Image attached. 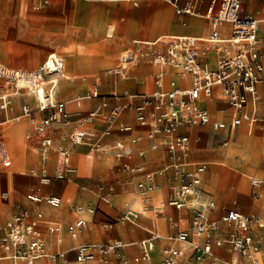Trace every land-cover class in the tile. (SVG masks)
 Wrapping results in <instances>:
<instances>
[{"label":"built area","instance_id":"obj_1","mask_svg":"<svg viewBox=\"0 0 264 264\" xmlns=\"http://www.w3.org/2000/svg\"><path fill=\"white\" fill-rule=\"evenodd\" d=\"M50 0H44L47 4ZM108 3H124L130 10L139 6L140 0H102ZM166 1L175 7L178 16H195L197 4L200 0H186L181 5V0ZM250 2H258L259 7L247 10ZM212 0L204 14L210 26L208 39L187 36H168L160 38L151 44H138L128 49L120 56L119 64L108 70V74L124 79L130 77L131 70L141 60L148 59L151 65L161 70L155 74L154 82L156 90L151 94H135L128 92L122 95H113L117 101L128 100L111 108L106 98L87 116L79 121V126L69 135L73 146L88 145L91 151L100 152L103 148V140L110 137L112 128L117 126L123 133H130L132 127L120 124L121 115L126 112L135 114L136 122L141 127H149L147 138L157 140L162 138L163 146L169 156L170 163L162 170V173L170 172L176 185L167 201V206L176 210H187L193 218L188 228L177 231L168 238L173 244H184V249L174 246L163 250L162 264H180L187 252H191L197 261L214 257L213 246H228L238 258H247L251 264H264V218L243 215L238 211L230 210L219 219L212 220L209 213L216 209L214 202H204L201 197L202 176L207 170L206 164L194 165L189 169L190 137L180 134L185 128L205 126L211 123L209 113L201 108L200 103L204 99L212 100L215 88L221 89V94L226 102V110L231 113L230 127L235 129L243 125L250 129L258 122V108L260 104L259 86L264 85V39L259 33L260 25H264V0ZM228 34V36H225ZM210 54L215 55V67L210 65ZM167 69L173 70L183 83L171 80L166 87L165 77ZM64 70V61L58 54H50L46 62L33 70L12 72L0 64V113L7 115L12 106V93L4 88V82L11 90L24 81L27 90L31 94L44 91V99L39 100L37 110L47 112L38 126H34L35 132H44L53 126H68L71 115L67 111V103L56 100L57 82ZM17 88V87H16ZM10 90V89H9ZM18 91H15V94ZM91 99L101 98L98 84H94L90 91ZM81 98L75 99L76 104L81 105ZM139 101L138 104L135 102ZM33 113L29 105L22 108L20 117H29ZM98 118H105L107 128L99 132L92 124ZM19 121V118H5L6 123ZM216 131L226 129L225 122H215ZM138 137L135 142H140ZM54 139L44 136L38 139L39 149L43 162H45L53 146ZM157 145L152 149L156 150ZM115 158L123 162V169L135 175L145 174L143 165L132 166V151L124 142L117 141L111 147ZM58 166L55 179L67 181L77 173L72 163V152L68 147L58 146ZM12 158L8 152L3 133L0 131V171L10 172ZM31 174L39 178L40 183L49 186L52 182L46 168L40 172L32 170ZM152 177L146 175L145 181H140L138 187L143 192L152 190ZM253 186H261L262 180H255ZM114 188L101 186L99 188V200L105 205H111ZM4 200L8 194H3ZM34 203H47L53 208H59L62 200L53 194L30 196ZM145 205L150 201L146 199ZM149 206L145 207L148 210ZM75 212L80 218L75 224L68 226L69 235L77 238L86 227L87 221L82 218L84 209L78 207ZM94 213V210H91ZM160 211L159 213H161ZM42 215L35 218L27 210H20L7 222L5 228L0 226V231H5L0 237V247L6 253V258L13 264H38L40 261L46 264H68V253H74L76 262L89 264L94 261L96 252L105 255L114 253L129 246L139 245L142 255L134 259V263L148 261L149 253L155 247L156 241L161 236L152 233L151 237L138 243L126 244L122 241H109L106 244H81L69 251L51 252L42 237L39 225ZM140 213L135 210H127L119 216V223L136 224ZM112 227L113 223L107 224ZM176 226V225H175ZM222 228L226 232L222 233ZM48 229L53 234H59L63 230L60 223H48ZM223 236H221V235ZM220 235V236H219ZM218 236V237H217ZM261 253V260L254 258L253 254ZM120 264H130L124 256H120ZM240 264V263H235Z\"/></svg>","mask_w":264,"mask_h":264},{"label":"rangeland","instance_id":"obj_2","mask_svg":"<svg viewBox=\"0 0 264 264\" xmlns=\"http://www.w3.org/2000/svg\"><path fill=\"white\" fill-rule=\"evenodd\" d=\"M208 1L204 0V8L202 10L197 9L199 14L195 16L204 17ZM139 2H141V7L133 13L128 24L123 25L119 22L121 15L120 6H116V12L106 14L98 10L100 5L102 9L107 8L109 11H113L115 6L114 3L103 5L106 2L102 0H76L75 2L71 0H50L47 4L44 3V0H0V63L12 69V72H15L14 70H33L43 65L50 54H58L64 61V77H60L54 93H56L57 101L68 104V111L71 114L68 126H53L44 132H36L35 137L29 144L28 149L30 151L28 152L25 148L19 147L17 142L24 140V134L32 126H38L42 120L37 110L40 100L38 99V93L31 94L27 90H23L21 95L17 96L11 90L13 86H9L4 82V88L12 93L14 101L19 102L22 97L33 96L37 104L34 103L33 98L24 101L31 105L33 113L29 117L22 118L20 123L11 122L5 125L0 116V128L5 127V129L1 130L5 137L8 152L14 158L12 160L13 168H15L6 177L10 182V177L13 180V175L17 170L20 173H24L25 171V174H15L13 186L7 185L5 175H1L0 203L5 205L11 203L9 218L4 223L5 225L2 226H6L7 222L20 210H28L33 213L39 211V208H44L45 214L49 216L55 215L57 217L68 218L69 212L70 219L66 220L69 226L75 224V209L82 207L85 219L88 221L87 226L82 230L78 240H71V243L64 246L65 250H68V247L81 243L106 244L109 240H118L126 244L138 242L149 236L147 228L149 230H156L163 234V236H168L169 233L162 228L164 225H167L168 231H175L177 229V225L175 226V224L178 222L176 215L178 212L171 210L166 205L168 187L173 182V179L169 181V174L161 173L169 163L168 155H159L155 159L159 160V165L148 168L143 163L146 157L149 158L148 151L143 148V144L148 139L145 136L143 141L135 142L139 136L135 126L132 127V131L129 134L121 132L118 127L114 126L111 137L103 140L101 151L95 153L94 156H92L93 153H90V157L93 160H90L91 158L86 159L84 156L88 152L87 147H82L83 152L80 147H75V152L73 151V163L77 169V173L73 178V182L69 183L68 181L55 179L58 166L57 147L60 145L71 146L69 135L79 126L78 121L83 116H87L90 111L89 109L79 110L75 105V98L81 97L82 100H85V108L88 107L91 85L98 78L103 83H109L101 89L103 95L114 94L116 92V85L117 93H120L125 87L133 89L132 85H135V81H122L120 78L108 75V70L118 66L120 56L124 51L134 48V40L139 44H151L158 37L173 34L170 32L171 28L178 25L184 26L180 24L179 18L175 16L174 8L170 3L158 0H140ZM154 3L171 9L172 14L167 13L166 16L169 23H165V20H162V23L165 24H160L161 20L158 18L159 23L149 19V15L154 12L156 7ZM137 12H139L137 14L139 17L136 16ZM140 20L141 27H139ZM202 22H204L203 19ZM67 25H70V27L67 28ZM111 25L114 26L110 28ZM202 25L205 26L204 23ZM180 28L182 27L174 28L172 32ZM110 30H114L111 32L114 35L112 39L107 38ZM201 31L193 35L208 39L207 27L204 32ZM139 32L142 37L137 38ZM156 32L158 34L160 32L163 33L156 36ZM144 67H150V74L154 72L153 65H151L148 59H145L141 60L133 68L131 76ZM66 77L70 80H66ZM83 78H87V81L82 82ZM152 80L153 78L149 77L144 82L139 78L138 84L141 86L146 82H152ZM19 82L22 88L25 89L26 83L24 81ZM262 99L263 103L258 115L259 120L256 126L253 127L252 132H249L247 126L235 129L232 140L224 147V143L227 142V131H216L213 127V122L220 115L219 112L225 108L221 101L211 110V123L199 128L198 138H195L192 143V157L200 156L201 159L199 160L207 162L216 161V163L209 162L212 165H209L208 172L203 179L200 195L204 202H215L219 215L233 208L234 202H237V205L241 209L245 208L241 199L248 201L249 195L250 200L254 201L252 204L253 209H261L259 205H256V203H261L262 210L244 213L255 214L264 218V202L261 201L264 200V184L258 187L251 184L252 178H259L264 182V93L262 94ZM21 115L19 113L18 117ZM26 119L27 124L23 128V133L22 127ZM92 125L97 126L99 132L108 126L105 118L96 119ZM59 133L65 134L63 139L59 138ZM121 135H124L126 138L120 139ZM44 136L55 137L49 156L53 160V168L51 171H48L52 179L49 186L42 185L39 178L31 176V171L39 166L38 164L42 159L38 139ZM116 140H122L132 151V163L134 165L143 163L142 165L147 172L155 173L152 178L156 180L157 184H152V190L148 192L141 191L137 181L133 180L132 175L124 171L123 162L117 160L111 150ZM211 156L220 158H213ZM34 158V162L24 169L29 160H33ZM15 159L17 167H15ZM212 166H215L213 168L214 172H218L221 166L227 168L221 167L217 174L212 175L210 173ZM228 168L232 173H227ZM213 177L215 181L214 185H211V178ZM160 180H163L167 184H163L162 186ZM103 185L114 187L117 195H124V199L120 196L115 198L114 206L116 209H111L108 205L100 202L97 190ZM19 186L23 188L21 194H19ZM82 186H85L86 189L83 190ZM161 187H165V189ZM245 188L249 190L247 193L244 191ZM12 189H14L13 192ZM157 191H162L161 195L154 196V193ZM3 192L9 193L8 202L1 199ZM50 192H53L57 197L62 199V206L65 209L53 208L47 203L37 204L30 199L31 195H46ZM149 193L151 197H149ZM220 195L230 199L223 197L221 199ZM243 195L246 197L245 199L241 197ZM236 196H240L241 199ZM142 198L148 199L150 204H143ZM146 206H149L148 210H145ZM91 210H94V213ZM127 210H135L141 213V219L138 222L139 227L131 224L121 226L116 223L119 216ZM160 211L162 212L159 213ZM179 215H182V213ZM109 223L115 224L112 230L106 227ZM181 225V227L186 226L184 223H181ZM42 226L44 241L47 244V248L53 252L55 249L50 245V241L54 236L49 233L46 225ZM64 235L70 238L68 229L64 231ZM65 242L68 243L69 240ZM224 251L226 252V260L220 257L221 260L217 259V261L214 260L215 262L211 261L206 264L212 262H214L213 264L217 262H221V264L229 263L232 254L226 250ZM140 253L139 246L126 247L107 255L97 251V260L89 264H120V256L126 255L127 258L133 259ZM160 254L161 250H159L158 256H153L151 260L153 261L155 258L161 257ZM0 256H2L1 251ZM69 258L71 263H76L74 253H69ZM5 262L10 264L8 261Z\"/></svg>","mask_w":264,"mask_h":264},{"label":"crops","instance_id":"obj_3","mask_svg":"<svg viewBox=\"0 0 264 264\" xmlns=\"http://www.w3.org/2000/svg\"><path fill=\"white\" fill-rule=\"evenodd\" d=\"M63 1H66V0H63ZM72 2H75L76 0H71ZM220 1L221 0H218V5L217 6H219V3H220ZM185 2H186V0H181V5H184L185 4ZM200 2V3H199ZM198 2V4H197V9H201L202 10V8H204V6H205V2H204V0H200ZM211 2H212V0H209L208 1V5H207V7H206V11H207V9L209 8V6H210V4H211ZM109 4H113V3H108V2H106V4H103V5H109ZM148 4V3H147ZM155 4V3H154ZM146 5V4H145ZM156 5V7H155V10H154V12H152V14H150L149 15V19H151L152 21H155V22H158V20H157V18L159 19V20H161V22H160V24H165V23H169V20H167L166 19V16H167V13H169L170 15L172 14V11H171V9H167V8H165V7H163L161 4H155ZM172 5V4H171ZM114 6H115V8H114V10L113 11H109L107 8H101V5L99 6V8H98V10L99 11H101V12H104V13H106V14H111V13H114V12H116V9H117V7L116 6H120V8H121V15H120V18H119V22L121 23V24H123V25H126V24H128V22H129V20L131 19V17H132V15H133V13L137 10V9H139L140 7H141V2L139 3V6L138 7H135V8H132V9H128L127 8V6H126V4H124V3H114ZM173 6V5H172ZM260 6V4L258 3V2H250L249 3V5L247 6V10H249V9H253V8H256V7H259ZM145 7V6H144ZM143 7V8H144ZM173 8H174V11H175V16L176 17H178L179 18V20H180V24H182V25H184V26H175V27H173V28H171V30H170V32L171 33H173V34H166L165 36H161V37H158V38H156L153 42H155L156 40H158V39H160V38H164V37H168V36H187V37H198V38H200L199 36H195V35H193V34H197L198 32H200L201 30V32H204L205 31V29H206V27H207V29H208V35L210 34V26H209V24H208V21L205 19V17H195V16H190V15H182V16H178L177 14H176V10H175V7L173 6ZM142 10V9H141ZM140 10V11H141ZM139 11V12H140ZM206 11H205V13H206ZM139 12H137L136 13V16L137 17H139L137 14L139 13ZM204 13V14H205ZM140 19V18H139ZM202 19H203V21L204 22H202ZM162 20H165V23H162ZM159 23V22H158ZM202 23H204L205 24V26H203L202 25ZM159 25V24H158ZM112 26H114V25H111L110 26V28L112 27ZM70 27V25H67V28H69ZM139 27H141V20H140V25H139ZM177 27H182V28H180V29H177V30H175L174 32H176L175 34H174V32H172V30L174 29V28H177ZM157 30H158V27H157ZM181 30V31H180ZM112 31H114V30H112ZM180 31V32H179ZM164 32H166V31H164ZM160 33H163V32H160ZM159 33V34H160ZM167 33V32H166ZM157 32H156V36H158L159 35ZM109 35V34H108ZM108 35H107V38L108 39H112L113 37H114V35L112 34V37L111 38H109L108 37ZM261 37L264 39V27H262V29H261ZM225 36H228V34H225ZM139 37H142V35H141V33L139 32V36L137 37V38H139ZM134 40V39H133ZM134 42H136L135 40L133 41V43ZM134 48L136 47V43H134ZM52 54H56V53H52ZM211 55V54H210ZM213 55V54H212ZM5 64H7V63H5ZM7 65H9V64H7ZM210 65L212 66V67H215V62L213 63L212 62V60H211V56H210ZM11 66V65H10ZM154 67V72L152 73V74H150L149 72H150V67H144V68H142V69H140V70H138V71H136L135 73H134V75L133 76H131V72H132V70H131V72H130V77L128 78V79H124V78H122V77H119V76H114V77H116V78H120L122 81H135V85H132V88L133 89H131V88H129V87H125V88H123L122 90H121V92L120 93H117V85H116V89H115V93L114 94H111V95H103L102 94V92H101V89L102 88H104V87H106V84L108 85L109 83H107V82H102L99 78L96 80V82H94L92 85H91V88H92V86L96 83V84H98V86H99V91H100V95H101V98H99V99H91V98H89V106L88 107H86L85 108V100H82L81 101V105L79 106L78 104H76V102H75V105H76V107L79 109V110H82V109H89L90 111H89V113L91 112V111H93L94 109H96L102 102H103V100L106 98V100L109 102V107L106 109V111H105V113H108L110 110H111V108H113L114 106H117V105H120V104H123V103H127L128 102V100H126V99H124V100H122V101H117L115 98H113L112 96L113 95H122L123 93H125V92H128V93H130V94H132V95H135V94H151L152 92H154L155 90H156V86H155V82H154V76H155V74L156 73H158L161 69L159 68V67H156V66H153ZM9 69V68H8ZM9 70H12V69H9ZM14 71H19V70H14ZM167 71H168V74H170L169 76H168V79L166 80V87H168L167 85H168V83L171 81V80H177L179 83H183L182 82V80H181V78L179 77V76H177L176 75V73L173 71V70H171V69H167ZM108 75H110V74H108ZM110 76H113V75H110ZM149 77H152L153 78V80H152V82H146L145 84H143V85H139L138 84V82H139V78L141 79V81H146ZM68 80H70V79H68ZM87 81V78H83L82 79V82H86ZM147 87H148V89H147ZM264 93V85H261V86H259V94H260V99H261V101H260V104H259V110H258V115H259V112L261 111V105H262V103H263V99H262V94ZM30 98H33L34 99V103H36L37 104V102H36V100H35V98L33 97V96H31V97H22L21 99H20V101L19 102H16V101H14V99L12 98V106L10 107V109L8 110V112H7V115L6 114H4V113H0V116L2 117V120H3V124H5V125H8L9 123H7L6 124V122H5V118H6V116H8L10 119H14V118H16V116L18 117V114L19 113H21L22 114V108H23V106H25V105H29L30 107H31V105L30 104H27L26 102H24V101H26L27 99H30ZM77 98H81V97H76L75 99H77ZM214 101V102H213ZM222 101V103L224 104V106H225V108L224 109H222V111L221 112H219L220 113V115L217 117V119L213 122V124L215 123V122H225L226 124H227V128L226 129H222V130H219V131H227V142H225L224 143V147L227 145V143H229V141L230 140H232V138H233V135L235 134L234 133V130L235 129H237V128H235V129H233V128H231L230 127V122H231V113H230V111H228V110H226V108H227V106H226V102L224 101V99H223V97H222V94H221V89L220 88H215V90H214V97H213V99H212V101L210 100V101H208V103H205V105H206V107L207 108H205V107H203L202 105H201V103H200V106H201V108H203V109H205L208 113H209V115H210V118H211V114H212V112H211V110H212V108L217 104V103H219V102H221ZM136 104H138L139 103V101H136L135 102ZM37 107H38V105H37ZM32 108V107H31ZM67 111H68V104H67ZM68 113H69V111H68ZM218 113V114H219ZM39 114L41 115V119H43V118H45V117H47V115H48V113L47 112H39ZM70 114V113H69ZM71 115V114H70ZM19 118V121L17 122H13V123H20L21 122V120H22V118H25V117H18ZM211 121H212V119H211ZM11 123V122H10ZM119 123L120 124H126V125H128V126H131V127H133V126H135L136 127V130L138 131V133H139V136L138 137H140V138H142V140L141 141H143V139H144V137L146 136L147 137V134H148V132H149V127H141L137 122H136V119H135V114L133 113V112H129V111H127V112H125L124 114H123V116L122 117H120V119H119ZM27 124V119L25 120V124H24V126L22 127V131H23V128L25 127V125ZM209 125V124H208ZM96 130L98 129V127L97 126H94V125H92ZM205 126H207V125H205ZM243 126H247L246 124L245 125H243ZM243 126H240V127H243ZM256 126V125H255ZM59 127H62V126H59ZM117 127V126H116ZM201 127H204V126H197V127H194V128H185V129H182L181 131H180V134H182V135H188L189 137H190V152H189V158H188V162H189V169H194V165H197V164H206L207 165V170H206V172L203 174V176H202V182H203V179L205 178V176H206V174H207V172H208V167H209V165H212V164H209V162H214V163H216V161H202V160H199V159H201L200 158V156H193L192 157V143H193V141L195 140V138H198V134H199V132H200V130H199V128H201ZM240 127H238V128H240ZM248 127V129H249V132H252V129H250L249 128V126H247ZM1 129H5V127H1L0 128V131L2 132V130ZM23 133H24V131H23ZM35 134H36V132H35V130H34V126H32V128H30V130H28L27 131V133L26 134H24V140H22L21 142H17V144L19 145V147H22V148H25L28 152L30 151L28 148H29V144L31 143V140L35 137ZM127 134H129V133H127ZM65 134H61V133H59V138H62L63 139V136H64ZM52 137V136H51ZM111 137V136H110ZM54 138V140H55V137H53ZM109 138V137H108ZM123 138H126V137H124V135H121L120 136V139H123ZM148 139V138H147ZM117 141H121L122 142V140H116L114 143H116ZM140 141V142H141ZM162 141H163V139L162 138H158L157 140H154V141H152V140H149L148 139V141H146L144 144H143V148L146 150V151H148V153H149V158H145L144 159V161H143V163H145L146 164V166H148V168H152V167H157L158 165H159V160H155L156 158H158V156L159 155H165V154H167V152H166V149H165V147L163 146V143H162ZM103 144V143H102ZM107 144V143H106ZM153 145H157L158 146V148L156 149V150H153L152 149V146ZM65 147H68L70 150H71V152H72V163H73V151L75 152V147H80L81 148V150H82V152H83V149H82V147H87L88 148V152L84 155L85 156V158L86 159H90L91 157H90V153H93L92 154V156H94L95 155V153H99V152H96V151H91V149H90V147L88 146V145H80V146H73L72 144H71V146L69 147V146H65ZM29 154H31V153H29ZM168 155V154H167ZM50 156V155H49ZM209 156V155H208ZM211 157H213V156H211ZM11 158L12 159H14L12 156H11ZM213 158H220V157H213ZM223 159V158H222ZM34 160H35V158L33 159V160H29V162L27 163V165L25 166V168L24 169H26V167L30 164V163H32V162H34ZM90 160H93V158H91ZM168 160H169V163H170V159H169V156H168ZM15 162H16V166L15 167H17V161H16V159H15ZM130 163H131V165L132 166H134V167H136V166H138V165H142V164H137V165H134L133 163H132V159L130 160ZM168 163V164H169ZM218 163V162H217ZM39 166L36 168V169H34V170H36V171H38V172H40L42 169H44V168H46L48 171H51L52 170V168H53V160L52 159H50V157H48V159L45 161V162H43V160L41 159V161L39 162V164H38ZM73 165H74V163H73ZM75 167V166H74ZM215 166H212V168H211V171H210V173L212 174V175H215V174H217L219 171H220V169H221V167H225V166H221V167H219V171L218 172H214L213 171V168H214ZM225 168H227V167H225ZM15 168H13V160H12V168H11V170H10V172L12 171V170H14ZM229 169V168H228ZM10 172H8V173H4L3 171H0V184H1V175H5V181H6V184L7 185H11V186H13V181H14V176H15V174H17V173H20V171H18L17 170V172L13 175V180H11L12 178L10 177V182L8 181V179H7V175L8 174H10ZM129 173V172H128ZM161 173H162V171H161ZM168 174H169V177H168V179H169V181H171L173 178H172V176H171V173L170 172H167ZM227 173H232V171L229 169V170H227ZM20 174H25V171H24V173H20ZM131 175H132V178H133V180L134 181H137V183H139L140 181H145L146 180V175H151V177H153L154 176V174L155 173H149V172H147V170H145V174H143V175H135V174H132V173H130ZM226 174V173H225ZM76 175V174H75ZM75 175H73V176H71L70 178H69V180H67L69 183H72L73 182V178L75 177ZM31 176L32 177H36V176H33L32 174H31ZM225 176V175H224ZM38 178V177H37ZM161 182H160V184L163 186V184H167V183H164V181L163 180H160ZM214 181H215V178L213 177V178H211V185L214 183ZM152 184L153 183H155V184H157L156 183V180H154L153 178H152V182H151ZM18 185H19V183H17ZM263 184H264V182H263ZM77 185V184H76ZM176 185V182L173 180V182L169 185V187H168V195H167V201H168V199H169V197H170V195H171V193H172V191H173V188H174V186ZM202 185V184H201ZM214 185V184H213ZM77 186H80V185H77ZM104 186V185H103ZM83 190L84 189H86V187L85 186H82L81 187ZM100 188V187H99ZM112 188H114V187H112ZM161 188H164L165 189V187H161ZM13 190L14 189H12V192H13ZM18 190H19V194H21V191H23V188L21 187V186H19L18 187ZM161 192L162 191H159L158 192V195L157 196H159V195H161ZM156 193V192H155ZM3 194H8V199L7 200H4L3 198H2V196H3ZM48 194H53L54 196H56L53 192H50V193H47L46 195H48ZM163 194V193H162ZM39 195V194H38ZM97 196H98V198H99V189L97 190ZM117 196H120V197H123V199H124V195H117L116 193H115V189H114V195H113V197H112V199H111V201L114 199V202H113V207H111V205H108L111 209H116L115 208V206H114V204H115V198L117 197ZM149 196L151 197V195L149 194ZM57 197V196H56ZM220 197H221V199H222V197L223 198H226V197H224L223 195H220ZM236 197H239L240 199H241V197L240 196H236ZM59 198V197H58ZM1 199L3 200V201H5V202H8L9 201V193L8 192H3L2 194H1ZM61 199V198H60ZM226 199H230V198H226ZM62 200V199H61ZM247 200L248 201H244V200H242L241 199V201H243V203H244V205H245V208H243V209H241L238 205H237V202H234L233 203V208H231L230 210H235V211H238V212H240L241 214H243V215H253V216H257V215H255V214H246V213H248V212H253V211H260V210H262V207H261V203H256V205H259V208H261V209H253V206H252V204L254 203V201H251L250 200V198H249V195H248V198H247ZM70 201V200H69ZM124 201V200H123ZM142 201H143V199H142ZM261 201H263L264 202V200H261ZM63 202V201H62ZM222 202V201H221ZM256 202H258V201H256ZM215 203V202H214ZM38 204V203H37ZM39 204H41V203H39ZM264 205V204H263ZM238 206V207H237ZM59 208H64L62 205L59 207ZM171 210H173V211H176V212H178L176 215H177V218H178V222H176V224L175 225H177V229L175 230V231H168V227H167V225H164L162 228L163 229H165L167 232H169L168 233V236H163V234H161V233H159L158 231H156V230H149L148 228L146 229L147 230V232H148V234H149V236L146 238V239H148V238H150L151 237V234L152 233H156V234H158V235H160L161 236V239H159V240H157L156 241V244H155V250L152 252V254H151V257H150V259L148 260V261H145V262H141V263H134V259L136 258V257H139V256H141L142 255V249L140 248V250H141V253L139 254V255H137V256H135L133 259H129V258H127V256L126 255H124L129 261H130V264H162V257H163V254H162V250H164L165 248H167V247H170V246H174V247H176V248H178V249H184L185 248V245L184 244H173V243H171L170 241H168V238L170 237V236H172V235H174L177 231H179V230H183V229H186V228H188L189 226H190V224H191V221H192V218H193V215H192V213H190V212H188L187 210H176L175 208H172V207H169ZM65 209V208H64ZM10 210H11V203L10 204H8V205H5V204H2V203H0V223L2 224V225H5L4 223L6 222V220L9 218V215H10ZM50 210V209H49ZM230 210H227V211H230ZM28 211V210H27ZM226 211V212H227ZM30 214H31V217L32 218H35L36 217V215L37 214H41L43 217H42V220H41V223H40V225H39V229H40V231H41V233H42V237H43V226L42 225H46L47 226V229H48V223H60V224H62L63 225V230H62V232L61 233H59V234H53V233H51L50 231H49V229H48V231H49V233L52 235V236H54V237H52L51 238V241H50V245L55 249L53 252H59V251H62V249H64V246L66 245V244H69V243H71V240H78L79 239V237H80V235L77 237V238H72L71 236H70V238L69 237H66L65 235H64V231L68 228V225H67V223H66V220H69L70 219V214H69V212H68V215H69V217L68 218H65V217H57V216H55V215H51V216H49V215H46L45 214V212H44V208L42 209V208H39V211H37V212H33V213H31L30 211H28ZM225 212V213H226ZM244 212H246V213H244ZM140 213V212H139ZM180 213H182V215H179ZM16 214V213H15ZM14 214V215H15ZM74 214H75V217H76V221L80 218V216H78L77 214H76V212H74ZM224 214V213H223ZM222 214V215H223ZM222 215H219V210H218V207H217V205H216V209L213 211V212H211V213H209V217L212 219V220H217V219H219ZM259 217V216H258ZM82 218H84L85 219V216L83 215L82 216ZM141 219V213H140V217H139V220ZM86 220V219H85ZM139 220L136 222V224H131V223H119V222H116L118 225H121V226H125L126 224H131V225H134V226H137V227H139V224H138V222H139ZM76 221H75V223H76ZM87 221V220H86ZM45 223V224H44ZM87 223H88V221H87ZM181 223H184L186 226H184V227H181L182 225H181ZM115 224H113V226H114ZM70 226V225H69ZM87 226V225H86ZM113 226L112 227H108V226H106L108 229H110V230H112L113 229ZM2 228L4 229L5 228V226H2ZM1 230L0 231V237H2V236H4V234H5V231L4 230ZM171 229V228H170ZM226 232V230H225V228H222V233L221 234H224ZM81 234V233H80ZM220 234V235H221ZM219 235V236H220ZM221 236H223V235H221ZM218 237V236H217ZM44 239V238H43ZM66 240H69V242L67 243V242H65ZM143 240H145V239H143ZM109 241H112V240H109ZM108 241V242H109ZM142 241V240H141ZM138 242H140V241H138ZM138 242H132V243H138ZM81 244H85V243H81ZM81 244H77V245H74V246H71V247H68L67 249L68 250H65L64 249V251H69L71 248H73V247H76V246H78V245H81ZM128 244H131V243H128ZM133 246H139V245H133ZM129 247H131V246H129ZM140 247V246H139ZM160 248V249H159ZM161 250V257H159V258H155V260H151L152 258H153V256H155V257H157L158 256V254H155L156 253V250ZM224 250H226V251H228V253H231L232 254V258L230 259V261H229V263H227V264H235V263H240V264H251V260L250 259H247V258H242V259H240V258H238L237 256H235L233 253H232V251L229 249V247L228 246H223V247H216V246H213V254H214V257H212V258H205V259H203L202 261H197L196 259H195V257L193 256V254L191 253V252H187V254H186V256L181 260V262H180V264H182V263H184V262H187V263H189V264H206V263H208V262H211V261H217V259H221L220 257H222L224 260H226V258H225V251ZM0 251H1V254H2V256H0V262H3L4 264H9V263H7V262H5V261H8V262H10V264H13V262L11 261V260H9V259H7L6 258V253L4 252V250L0 247ZM49 251H51L50 249H49ZM155 254V255H154ZM222 259V260H223ZM214 261V262H215ZM214 262H212V263H209V264H213ZM3 263H0V264H3ZM76 263H78V262H76ZM38 264H46V262H44V261H40ZM68 264H73V263H71V260H70V258H69V253H68Z\"/></svg>","mask_w":264,"mask_h":264},{"label":"bare ground","instance_id":"obj_4","mask_svg":"<svg viewBox=\"0 0 264 264\" xmlns=\"http://www.w3.org/2000/svg\"><path fill=\"white\" fill-rule=\"evenodd\" d=\"M200 3V2H199ZM195 17H198V16H195ZM262 27H264V25H260V28H259V33L261 34V29H262ZM111 32H112V30H110V32H109V35H108V37L109 38H111L112 37V34H111ZM134 43H137V42H134ZM139 44V43H138ZM211 56V60H212V62L214 63L215 62V55H210ZM0 64H2V63H0ZM215 64H216V62H215ZM3 66H5L4 64H2ZM6 67V66H5ZM7 68V67H6ZM64 71V70H63ZM16 72V71H15ZM170 74H168L166 77H165V80H167L168 79V76H169ZM61 76H63L64 77V72L62 73V75ZM60 76V77H61ZM60 79V78H59ZM66 80H68V78L66 77ZM58 82H59V80H58ZM57 82V83H58ZM17 87V88H16ZM16 87H14V90H13V92L15 93V91H18L17 93H16V95L17 96H20L21 95V93H22V91L24 90L23 88H22V86H21V84H20V82H18V85L16 86ZM56 90V89H55ZM55 92V91H54ZM38 93V99H40V100H43L44 99V91H43V88H41L40 90H39V92H37ZM36 94V93H35ZM55 94V93H54ZM208 101H210V100H208V99H204V100H202L201 101V105L203 106V107H205V108H207L206 107V105H205V103H208ZM212 101V100H211ZM214 102V101H213ZM101 151V150H100ZM255 180H260L259 178H252V180H251V183L253 182V181H255ZM244 191L247 193L249 190H247L246 188L244 189ZM158 192L159 191H157L156 193H154L155 195L154 196H157L158 195ZM150 194V193H149ZM150 197V196H149ZM243 199H245L246 197L243 195V196H241ZM143 199V204L145 203V201H146V199L145 198H142ZM140 201V200H139ZM113 202H114V199L111 201V207H113ZM167 205V204H166ZM168 207V206H167ZM169 208V207H168ZM142 209V208H141ZM140 209V210H141ZM0 226L2 227V224L0 223ZM155 248L156 247H154L153 248V250L149 253V256L151 257V254H152V252L155 250ZM155 254H159V249L157 250V252L155 253ZM253 256H254V258H257L258 260H259V262H262V260H261V253H256V254H253ZM150 259V258H149ZM97 259H96V257H95V259H94V261H96ZM155 260V259H154ZM221 260V259H220ZM93 261V262H94ZM92 263V262H91ZM73 264H77V263H73ZM78 264H80V263H78ZM183 264H188V263H183ZM215 264H221V262H217V263H215Z\"/></svg>","mask_w":264,"mask_h":264}]
</instances>
